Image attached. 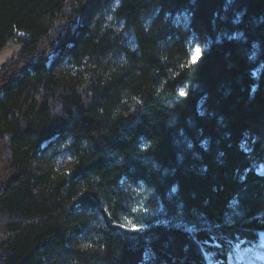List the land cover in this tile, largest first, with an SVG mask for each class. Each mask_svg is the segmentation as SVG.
Segmentation results:
<instances>
[{
    "label": "trees",
    "instance_id": "1",
    "mask_svg": "<svg viewBox=\"0 0 264 264\" xmlns=\"http://www.w3.org/2000/svg\"><path fill=\"white\" fill-rule=\"evenodd\" d=\"M91 1L81 24L90 0H0V52L23 44L0 66V264L260 252L264 0ZM65 141L69 171L29 174Z\"/></svg>",
    "mask_w": 264,
    "mask_h": 264
},
{
    "label": "rangeland",
    "instance_id": "2",
    "mask_svg": "<svg viewBox=\"0 0 264 264\" xmlns=\"http://www.w3.org/2000/svg\"><path fill=\"white\" fill-rule=\"evenodd\" d=\"M92 3L93 2L90 0L85 11L80 15L79 22L81 24H89L95 16L93 13L94 7L91 6ZM108 20L109 17L107 16L106 21ZM180 21L182 20H177V22ZM119 30H122V26H119ZM127 37V43L133 46L132 37ZM189 45L194 53L198 52L197 46L191 43H189ZM22 48V43L14 39L10 40L7 46L0 52V66L10 60L14 55L18 54ZM48 66L50 72L55 76H61L64 73L74 71L72 65L54 54L49 57ZM69 143L70 141H65L62 143H55L51 146H49V144H44L32 157L28 167L29 174L36 176L43 171H51L53 174L69 171L74 165V159L67 150ZM9 179H11V176ZM33 192L37 193L36 188L33 189ZM262 245L264 246V234H262ZM261 261H264V247L261 252L241 250L238 252L236 261L230 264H259Z\"/></svg>",
    "mask_w": 264,
    "mask_h": 264
},
{
    "label": "water",
    "instance_id": "3",
    "mask_svg": "<svg viewBox=\"0 0 264 264\" xmlns=\"http://www.w3.org/2000/svg\"><path fill=\"white\" fill-rule=\"evenodd\" d=\"M18 176L16 175H12L11 179H10V183L14 182L15 180H17Z\"/></svg>",
    "mask_w": 264,
    "mask_h": 264
},
{
    "label": "bare ground",
    "instance_id": "4",
    "mask_svg": "<svg viewBox=\"0 0 264 264\" xmlns=\"http://www.w3.org/2000/svg\"><path fill=\"white\" fill-rule=\"evenodd\" d=\"M253 264H256V263H253ZM259 264H264V261H261Z\"/></svg>",
    "mask_w": 264,
    "mask_h": 264
}]
</instances>
